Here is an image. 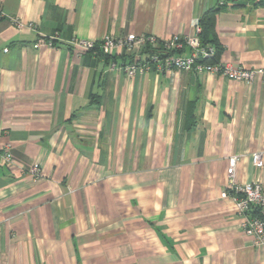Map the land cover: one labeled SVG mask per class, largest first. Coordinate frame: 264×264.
I'll use <instances>...</instances> for the list:
<instances>
[{"label": "crops", "instance_id": "crops-1", "mask_svg": "<svg viewBox=\"0 0 264 264\" xmlns=\"http://www.w3.org/2000/svg\"><path fill=\"white\" fill-rule=\"evenodd\" d=\"M217 4L218 60L264 67V0H0V148L12 154L0 161V264H264L221 195L234 157L240 182L264 184L252 161L264 159L263 77L129 76L112 63L161 43L79 53L67 42L193 35ZM55 32V47L34 46Z\"/></svg>", "mask_w": 264, "mask_h": 264}, {"label": "built area", "instance_id": "built-area-1", "mask_svg": "<svg viewBox=\"0 0 264 264\" xmlns=\"http://www.w3.org/2000/svg\"><path fill=\"white\" fill-rule=\"evenodd\" d=\"M13 22L18 28L34 27L32 22H26L19 17L13 18ZM201 27L197 26L193 35H175L171 39L159 40L154 35L129 34L127 37H116L105 35L100 40L73 37L68 40V44L77 52L88 51L109 52L113 49L125 48L130 51L137 46H156L161 43V50H154L151 54L142 59L138 56L130 63L117 65L112 63V67H118L129 76H134L138 72H143L150 68L157 71L164 70H186L197 73L209 72L227 76L235 81H250L256 76L264 79V67L246 68L244 66H234L230 62L218 60L209 62L215 54L213 47H204L201 44L199 33ZM61 40L59 32L39 38L34 44L36 48L41 46L55 47L56 42ZM189 47L188 55L169 53L172 50H180ZM0 161L3 163L12 162V154L9 148H0ZM237 159L231 158L227 167V186L221 195L229 198L236 209L238 215L242 217L241 227L243 232L251 236L257 246L264 244V184L260 179L250 182H240L237 178ZM252 161L257 168H263L264 159L261 151L252 153ZM31 173L35 176L41 175V169L35 165L31 168Z\"/></svg>", "mask_w": 264, "mask_h": 264}, {"label": "trees", "instance_id": "trees-1", "mask_svg": "<svg viewBox=\"0 0 264 264\" xmlns=\"http://www.w3.org/2000/svg\"><path fill=\"white\" fill-rule=\"evenodd\" d=\"M223 8L222 5H215L213 6L208 12H206L202 18L200 19V24H201V32L199 33V38L201 41V44L204 47H210L213 46L215 48V54L212 58L208 59L209 62H216L218 61V50L217 46H215V43L213 40L215 39H210L209 38V32L211 31V26H213V19L211 18L216 12L221 10Z\"/></svg>", "mask_w": 264, "mask_h": 264}]
</instances>
